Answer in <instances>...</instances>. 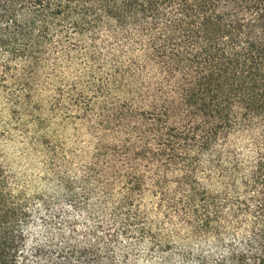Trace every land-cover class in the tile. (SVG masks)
<instances>
[{
  "label": "trees",
  "instance_id": "trees-1",
  "mask_svg": "<svg viewBox=\"0 0 264 264\" xmlns=\"http://www.w3.org/2000/svg\"><path fill=\"white\" fill-rule=\"evenodd\" d=\"M0 264H264V0H0Z\"/></svg>",
  "mask_w": 264,
  "mask_h": 264
}]
</instances>
